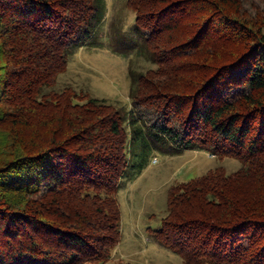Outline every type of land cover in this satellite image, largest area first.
Instances as JSON below:
<instances>
[{
  "label": "trees",
  "instance_id": "1",
  "mask_svg": "<svg viewBox=\"0 0 264 264\" xmlns=\"http://www.w3.org/2000/svg\"><path fill=\"white\" fill-rule=\"evenodd\" d=\"M155 67L124 110L60 74L106 0H0V264H106L118 193L156 153L242 164L171 185L155 238L185 264H264V0H127Z\"/></svg>",
  "mask_w": 264,
  "mask_h": 264
},
{
  "label": "rangeland",
  "instance_id": "2",
  "mask_svg": "<svg viewBox=\"0 0 264 264\" xmlns=\"http://www.w3.org/2000/svg\"><path fill=\"white\" fill-rule=\"evenodd\" d=\"M127 0H106V18L98 30L100 45L81 47L68 60L58 89L71 86L124 110L132 108V72L155 67L151 58L129 40L135 13ZM138 178L128 176L118 193L122 208L123 236L106 264H185L182 257L155 238L161 218L168 213V191L173 184L188 181L218 167L232 173L241 162L219 157L207 150L183 149L156 153ZM105 264V263H104Z\"/></svg>",
  "mask_w": 264,
  "mask_h": 264
}]
</instances>
